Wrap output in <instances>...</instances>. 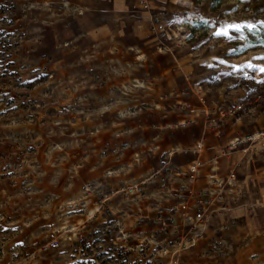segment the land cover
Returning a JSON list of instances; mask_svg holds the SVG:
<instances>
[{"label":"rangeland","instance_id":"1","mask_svg":"<svg viewBox=\"0 0 264 264\" xmlns=\"http://www.w3.org/2000/svg\"><path fill=\"white\" fill-rule=\"evenodd\" d=\"M262 21L264 0H0V264H264Z\"/></svg>","mask_w":264,"mask_h":264},{"label":"built area","instance_id":"2","mask_svg":"<svg viewBox=\"0 0 264 264\" xmlns=\"http://www.w3.org/2000/svg\"><path fill=\"white\" fill-rule=\"evenodd\" d=\"M205 142L202 140L197 141V144L194 146V152L200 154L202 149L204 148ZM202 165V161L199 158L193 159V161L189 164L187 172L189 176L194 177L199 171L200 166ZM185 211L183 212L182 218L185 224L191 225L193 228H199L207 224L210 221V216L205 212V206H202V210L200 211H189L191 209V205L187 204L186 201L181 202ZM59 246V240L55 233L52 234L51 239V247L56 248Z\"/></svg>","mask_w":264,"mask_h":264},{"label":"snow or ice","instance_id":"3","mask_svg":"<svg viewBox=\"0 0 264 264\" xmlns=\"http://www.w3.org/2000/svg\"><path fill=\"white\" fill-rule=\"evenodd\" d=\"M260 23L264 24V21H262ZM228 27L240 30V29H242L244 27V25H229ZM247 27L251 30V29L255 28L256 25L249 24V25H247ZM216 35H225V36L228 35L227 29H224L222 31H218L216 33ZM248 66L251 67V65H248ZM261 71H264V69H261Z\"/></svg>","mask_w":264,"mask_h":264},{"label":"bare ground","instance_id":"4","mask_svg":"<svg viewBox=\"0 0 264 264\" xmlns=\"http://www.w3.org/2000/svg\"><path fill=\"white\" fill-rule=\"evenodd\" d=\"M138 82H140V81H138Z\"/></svg>","mask_w":264,"mask_h":264}]
</instances>
